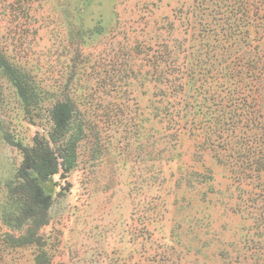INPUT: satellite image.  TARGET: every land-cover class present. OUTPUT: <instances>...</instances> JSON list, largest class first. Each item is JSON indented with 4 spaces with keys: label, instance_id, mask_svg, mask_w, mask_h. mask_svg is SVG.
Segmentation results:
<instances>
[{
    "label": "rangeland",
    "instance_id": "obj_1",
    "mask_svg": "<svg viewBox=\"0 0 264 264\" xmlns=\"http://www.w3.org/2000/svg\"><path fill=\"white\" fill-rule=\"evenodd\" d=\"M232 1L0 0V264H264V183L235 180L180 111ZM61 101L75 158L35 229L8 189Z\"/></svg>",
    "mask_w": 264,
    "mask_h": 264
},
{
    "label": "trees",
    "instance_id": "obj_2",
    "mask_svg": "<svg viewBox=\"0 0 264 264\" xmlns=\"http://www.w3.org/2000/svg\"><path fill=\"white\" fill-rule=\"evenodd\" d=\"M255 3L237 0L226 8L227 32L217 40L212 39L220 44L211 50V60L219 67L209 73L208 81L199 82L195 88L198 94L180 111L195 110L189 129L200 132L204 148L213 152L217 162L235 180L260 184L264 183V19L256 14L264 12V4ZM252 12L256 13L255 18ZM2 60L5 68L11 70L3 56ZM184 70V66H177L176 73L184 74ZM16 87L24 99L23 88L20 84ZM73 111L68 101L53 106V128L48 140L35 139L32 147H22L23 160L16 184L8 189L10 196H19L20 215L31 221L35 229L47 222L55 192L53 176L61 169H69L75 158L74 146L71 144L70 154H66L63 142ZM56 145L58 148L54 149Z\"/></svg>",
    "mask_w": 264,
    "mask_h": 264
}]
</instances>
